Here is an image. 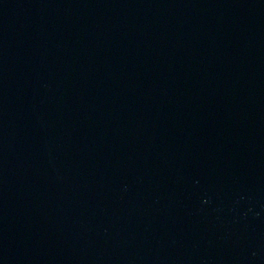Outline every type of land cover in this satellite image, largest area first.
Here are the masks:
<instances>
[{
	"label": "water",
	"instance_id": "1",
	"mask_svg": "<svg viewBox=\"0 0 264 264\" xmlns=\"http://www.w3.org/2000/svg\"><path fill=\"white\" fill-rule=\"evenodd\" d=\"M0 264H264V0H0Z\"/></svg>",
	"mask_w": 264,
	"mask_h": 264
}]
</instances>
